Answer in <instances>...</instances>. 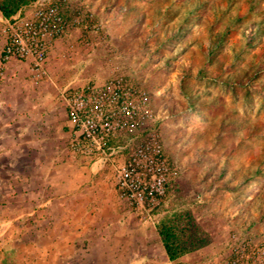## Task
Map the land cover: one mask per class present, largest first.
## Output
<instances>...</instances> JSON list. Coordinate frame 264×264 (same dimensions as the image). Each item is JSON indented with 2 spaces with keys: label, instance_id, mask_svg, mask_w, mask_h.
Wrapping results in <instances>:
<instances>
[{
  "label": "rangeland",
  "instance_id": "obj_1",
  "mask_svg": "<svg viewBox=\"0 0 264 264\" xmlns=\"http://www.w3.org/2000/svg\"><path fill=\"white\" fill-rule=\"evenodd\" d=\"M55 1L69 26L51 41L46 72L39 78L36 89L30 85V72L23 69L25 95H34L37 90L54 105L62 106L67 117L63 92L68 86L102 84L114 76H125L147 90L148 104L157 119L142 125L137 132L145 133L148 126L155 128L163 154L175 172L168 179L174 181V194L192 208L197 220L212 236V242L198 253L203 258L201 261H206L201 264H215L217 260L219 264H226L240 242H247L262 252L258 260L249 259L244 264H264V176L262 169L256 172L260 156L254 151L232 149L230 137H221L220 142L224 144H216L218 119L224 115L234 116L242 123L252 122L256 124L254 130L264 131V0H199L204 8L189 15L185 30L178 28L181 20L164 13L173 8L174 3L179 4V0ZM186 7L181 5L182 10ZM142 10L145 15L136 18ZM156 16L160 19L154 23ZM3 27L4 23L1 32ZM227 27L231 28L228 32ZM217 33L224 35L220 37ZM211 49L216 51L212 56ZM27 67L31 68L30 62ZM200 68L203 71L200 72ZM242 82L244 86H240ZM17 88L18 84H13L11 91ZM31 120L22 119L18 126L34 129ZM11 121L8 118L7 122ZM66 128L63 127L65 137L59 140L65 148L60 157L91 162L69 148V123ZM239 130V135L248 131L245 127ZM0 131V239L15 240L11 256L18 257L16 264H34L41 247H35L34 228L24 231L22 236L15 224H34L41 219L53 224L66 222L69 217L76 228L85 223L93 226L118 220L130 225L155 226L166 204V193L158 203L154 202L149 215L144 209L138 210L135 203L120 196L115 169L110 164L97 171L108 178L115 193V196H105L106 205L100 201L99 206V200L87 195L77 199L62 197L43 205L49 211L40 215V204L46 199L35 197L41 170L35 166L36 152L25 150L20 156L10 151L14 148L11 131L5 132H8L5 140ZM133 134L127 133L113 142L123 144L121 140ZM239 135L235 136L236 142L241 141ZM26 138L32 141V133H27ZM256 143H262V139L253 142ZM244 146L246 142L242 143ZM128 153L129 150L116 156L115 163L121 164ZM57 170L61 174L72 173L70 168L58 167ZM223 181L231 182L234 188H226ZM107 206L120 208L122 214H110ZM66 208L74 213L64 214ZM53 209L61 210L60 214L50 213ZM8 224L12 225L10 236L2 233ZM80 233L76 229L75 234ZM95 233L90 231V237ZM25 238H32L30 244L18 241ZM2 245L0 243V247ZM73 249L75 264H96L94 260L103 253L98 247L76 245ZM43 250L48 260L52 252H56L49 247ZM66 250L64 246L57 251L65 255ZM84 257L85 262L80 261Z\"/></svg>",
  "mask_w": 264,
  "mask_h": 264
},
{
  "label": "crops",
  "instance_id": "obj_2",
  "mask_svg": "<svg viewBox=\"0 0 264 264\" xmlns=\"http://www.w3.org/2000/svg\"><path fill=\"white\" fill-rule=\"evenodd\" d=\"M30 10V8H24L23 13L27 14ZM3 17L0 13V129L4 133L3 140H5L4 135L8 133L5 132L8 129L11 131L10 139L14 142V148H11L10 151L17 152L20 156L25 150L27 152L30 150L36 152L35 166L40 167L41 170L38 172L39 176L36 181L38 188L35 190V197L46 199L45 203L40 204L41 208L38 210L40 215L46 214L49 211L43 205H46L50 200L62 197L77 199L86 197L87 195L90 198L99 200V206L102 203L106 205L104 201L105 196H115V193L113 188L109 186L108 178L97 174L98 167L91 162L85 161L83 163L81 160L74 162L68 158L64 159L59 155L65 149L59 143V140L66 135L63 127L66 128L68 126L67 117L62 111V106L54 105L49 97L46 98L41 93H38L37 90H35L36 93L34 92V95H25V81L21 79L23 69L30 72V85H33L35 89L41 75H34L32 68L27 67L30 62L28 60L13 58L2 62V50L5 44V37L1 32ZM47 64L48 69L49 63ZM16 83L18 84V88L11 91L12 85H16ZM8 118L13 121L8 123ZM22 119H33L35 124L34 129L19 127L18 125ZM27 133H32V141L27 140ZM6 149L7 147L5 151ZM58 167L70 168V170L72 169V173L61 174L60 170H57ZM103 207L105 208V206ZM107 207L109 208V206ZM65 210L64 214L69 216V213H74L69 208ZM54 211L59 214L61 212L59 209H53L50 213L52 212L53 214ZM109 211L112 215L122 214L120 208L116 207L109 208ZM70 222L72 221L70 220ZM70 222L68 217L66 222H53V224H49L48 222H43L41 219L40 222H35L34 224L20 223L14 226L19 229L21 234L34 228L37 240L35 247H41L38 250L40 251V253L38 252L39 255L35 256L34 264H75L76 260L73 248L76 245L101 248V252L103 251V253L94 260L96 264L206 263V261H201L203 258L198 254L200 253L199 251H202L201 249L179 257L176 260H170L162 245L156 227H151L148 223L130 225L129 223H123L122 220H118L112 223H96L93 226L85 223L76 228ZM11 226V224H8L3 228L2 233L10 236V232H12L10 230ZM76 229L81 233L75 234ZM90 231L96 232L94 237H90ZM127 232L129 234L124 235ZM22 236L24 235L22 234ZM18 241H23L24 245H28L32 241V238L19 239ZM0 243H3L2 248L0 247V264H16L18 257L11 256L13 254V250L11 249L15 246V240H11L10 237L5 239L2 237ZM64 246L67 248V253L60 255V252L57 250ZM44 247L56 250V252H52L49 260L47 256H44ZM52 250L50 249V251ZM112 250L114 251L110 252ZM82 259L80 261L85 262V257ZM216 263L219 264V261L217 260Z\"/></svg>",
  "mask_w": 264,
  "mask_h": 264
},
{
  "label": "built area",
  "instance_id": "obj_3",
  "mask_svg": "<svg viewBox=\"0 0 264 264\" xmlns=\"http://www.w3.org/2000/svg\"><path fill=\"white\" fill-rule=\"evenodd\" d=\"M24 8L31 10L24 14ZM3 23L2 62L13 58L28 60L38 76L46 72L51 41L69 26L55 0H34L10 17H3ZM63 95L71 130L69 148L98 168L113 165L120 196L149 215L154 202L164 196L166 182L175 172L163 154L155 128L148 126L145 133L137 132L142 125L157 119L146 91L125 76H114L102 84L68 86ZM130 132L134 134L124 144L113 142ZM128 150L123 162L115 163V157ZM248 245L240 242L226 264H244L262 257L258 248Z\"/></svg>",
  "mask_w": 264,
  "mask_h": 264
},
{
  "label": "trees",
  "instance_id": "obj_4",
  "mask_svg": "<svg viewBox=\"0 0 264 264\" xmlns=\"http://www.w3.org/2000/svg\"><path fill=\"white\" fill-rule=\"evenodd\" d=\"M32 1L34 0H0V13L4 17H10L11 15L15 14L21 7L31 3ZM179 1V4H181L182 6H187L185 10H182L181 5H176L174 3V5H172L173 8L170 7V10H164V13H171L175 17L174 20H181V22L179 21V24L176 22L174 24H176V26L180 25L178 27L180 30H185L188 27L187 24L190 17L189 15L194 13L197 9L204 8V5L199 3V0H193L192 2H190V4L187 3V1L189 0ZM144 15L145 11L142 10L140 15H136V18H138L139 16L142 17ZM159 19L160 17H154V23H157V20L159 21ZM230 30L231 28L227 27L226 31L228 32ZM224 33H217V35L221 37L224 35ZM215 52L216 51H213L211 49L209 51L210 56H212V54H215ZM199 70L201 72L203 71V68H200ZM243 83L244 82L240 83V86H244ZM245 86L247 87L249 86V84L247 83V85ZM262 100H264V96H262ZM238 123L241 124L238 125ZM255 125L256 124L252 122H239V120L234 116L224 115L222 118L218 119V132L216 134L218 137V142H216V144H224L223 142H220L221 137H230V145L232 149L242 151L250 150L252 152H256L260 156V159L257 162L258 167H256V172H259L262 169V176H264V131L258 132L257 130H254ZM241 127L247 128V134L243 135V133H241L239 135V129ZM238 135L239 138H241V141L236 142L237 140L234 139L235 136ZM260 139H262V143L253 144V142L260 141ZM125 141L126 139L121 140L123 144L125 143ZM243 142H246V147H242ZM173 185L174 181H168L166 183V204L163 208H161L160 214L155 220L157 233L170 260H176L177 258L182 257L186 254L195 252L208 246L212 242V236L210 232L200 224V222L193 214L192 208L187 206L184 202L182 203L179 197L174 194ZM222 185H224L226 188H234V186H232L231 182L229 181H223ZM164 202L165 198L163 199V203ZM262 223H264V188H262ZM262 242L264 243V237L262 238Z\"/></svg>",
  "mask_w": 264,
  "mask_h": 264
}]
</instances>
